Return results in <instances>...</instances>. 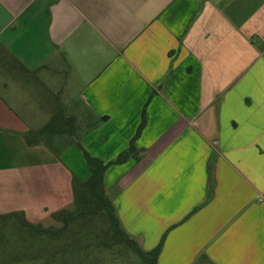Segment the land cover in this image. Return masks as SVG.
<instances>
[{
  "label": "crops",
  "instance_id": "1",
  "mask_svg": "<svg viewBox=\"0 0 264 264\" xmlns=\"http://www.w3.org/2000/svg\"><path fill=\"white\" fill-rule=\"evenodd\" d=\"M147 100L103 173L124 231L156 264H264V0H0V216L64 206L77 143L115 158Z\"/></svg>",
  "mask_w": 264,
  "mask_h": 264
},
{
  "label": "trees",
  "instance_id": "2",
  "mask_svg": "<svg viewBox=\"0 0 264 264\" xmlns=\"http://www.w3.org/2000/svg\"><path fill=\"white\" fill-rule=\"evenodd\" d=\"M147 104L148 100L141 109L140 122L127 148L121 151L115 158L105 162L91 155L80 143H77L87 163L89 176L85 180H80L76 176H72L71 189L73 208L71 210L62 209L53 212V223L47 225V228H45L42 223H30L21 212L5 215V218L10 216L15 218L19 217L22 221L21 225L30 229L28 231L29 234L24 237V239L27 237L29 239H34L36 237L44 239L45 237H55L57 239L61 237L67 239L68 236L75 239V244L67 248L61 247L60 250L54 249L50 254H33V256H30L33 259L40 260L39 264H105L101 260L96 259V255L99 252L96 248H103L102 253L105 252L106 254V252L109 251L111 255H114V251L118 254H121L122 251H132L138 258V264H156L163 237L155 248L149 251L143 250L134 238L127 234L122 228L112 205V201L106 195L103 186V173L108 166L123 163L129 157L136 155L138 150L134 146V141L140 135L145 125ZM2 217L4 216H0V218ZM82 219L83 221L89 219L93 221L96 219L102 226V228L96 232H89L91 236L93 233V240L89 244H82L79 238H77L76 232L72 230L74 226L76 227L82 222ZM55 221L61 222V227L54 228L51 226Z\"/></svg>",
  "mask_w": 264,
  "mask_h": 264
},
{
  "label": "rangeland",
  "instance_id": "3",
  "mask_svg": "<svg viewBox=\"0 0 264 264\" xmlns=\"http://www.w3.org/2000/svg\"><path fill=\"white\" fill-rule=\"evenodd\" d=\"M72 90H68L69 93H71ZM73 94V92L71 93ZM68 94H63L62 97L66 98ZM57 98V96L55 95ZM59 98V97H58ZM57 98V99H58ZM62 98V100H63ZM67 106V105H66ZM65 105H63L64 108H66ZM72 107V105H70ZM57 107V106H56ZM71 186V185H70ZM73 198H72V189L70 188V197L67 201V195L61 194L60 196L56 197L55 203L60 204L65 203L64 206L56 207L54 209V212L58 210H71L73 208ZM24 204V201L18 200L14 207H18V209L22 208ZM15 208V209H16ZM21 210H14L13 213H16ZM24 212V211H23ZM52 209L51 210H38V213H41L42 215L39 217H36L33 219H36L37 221L44 224L45 228H47L49 224L53 223L52 218ZM22 213V212H21ZM21 220L19 217H8L0 218V264H39L40 260H36L31 258L30 256L35 255H44V254H50L54 251V249L60 250L62 248H67L69 246H72L75 244V239H72V237L68 236L67 239L64 238H50L45 237L39 238L36 237L34 239L32 238H25L29 234V228L24 227L21 225ZM30 222V221H29ZM32 223V222H30ZM54 228L61 227V222L55 221L53 225ZM102 228L101 223L98 220L89 219L87 221L80 222L78 226H74L73 231L76 232L77 238H79V241L82 244H89L92 242V236L89 234L90 231L96 232L97 230H100ZM137 243L138 241L134 239ZM78 241V242H79ZM94 243V241H93ZM139 244V243H138ZM140 245V244H139ZM99 252L97 253V260H101L105 264H138V258L135 256V254L132 251H122L121 254H118L114 251V255L110 254L109 251L103 252V248H96ZM108 253V254H107ZM110 254V255H109ZM25 256V257H24ZM33 259V260H32ZM34 263H33V262ZM113 262V263H112ZM84 263V259H83Z\"/></svg>",
  "mask_w": 264,
  "mask_h": 264
}]
</instances>
